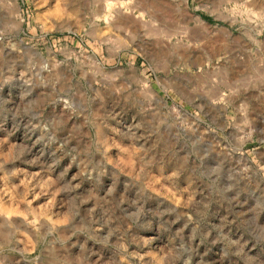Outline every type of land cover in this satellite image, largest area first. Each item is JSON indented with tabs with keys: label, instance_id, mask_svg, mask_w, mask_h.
<instances>
[{
	"label": "rangeland",
	"instance_id": "374dc122",
	"mask_svg": "<svg viewBox=\"0 0 264 264\" xmlns=\"http://www.w3.org/2000/svg\"><path fill=\"white\" fill-rule=\"evenodd\" d=\"M135 1L0 0V264H264V0Z\"/></svg>",
	"mask_w": 264,
	"mask_h": 264
},
{
	"label": "bare ground",
	"instance_id": "6f19581e",
	"mask_svg": "<svg viewBox=\"0 0 264 264\" xmlns=\"http://www.w3.org/2000/svg\"><path fill=\"white\" fill-rule=\"evenodd\" d=\"M72 1V0H71ZM75 1V0H74ZM97 1V0H96ZM108 1H110V2H108ZM126 1V0H125ZM100 2V1H99ZM124 2V0H105V5H106V7H104V10H105V8H109V9H112V8H114L113 6H114V4L115 3H121L122 5H125L126 3H123ZM134 2H135V4H136V1L135 0H129V2L126 4L128 7H130V8H132V9H134L136 6L134 5ZM102 4V3H101ZM100 4V5H101ZM137 4H138V2H137ZM99 5V4H98ZM142 5V4H141ZM72 6H74L75 7V5L73 4ZM101 6H103V5H101ZM73 7V8H74ZM99 8V7H98ZM140 9H141V6L139 7ZM100 9V8H99ZM101 10H102V7H101ZM118 10V9H117ZM103 11V10H102ZM116 11V10H115ZM141 11V10H140ZM120 13V12H119ZM111 15V14H110ZM108 16H109V14H108ZM190 17V16H189ZM114 18V17H113ZM117 18H118V16H117ZM154 19V18H153ZM120 20V19H119ZM106 21H109V18L108 17H106ZM135 24H136V22H134ZM197 28H199L200 30L201 29H203V27L202 26H196ZM184 28V27H183ZM196 28V29H197ZM199 32H201V31H199ZM182 33H184V34H186V36L187 37H189V38H195V36H199L198 35V33H197V31L195 32V30H194V27H190V28H188V27H185V30H183V32Z\"/></svg>",
	"mask_w": 264,
	"mask_h": 264
},
{
	"label": "crops",
	"instance_id": "0c3cea01",
	"mask_svg": "<svg viewBox=\"0 0 264 264\" xmlns=\"http://www.w3.org/2000/svg\"><path fill=\"white\" fill-rule=\"evenodd\" d=\"M260 0H252V4L254 5V6H258V2H259ZM184 2L182 1V4H183ZM186 3L188 4V1H186ZM190 21H193V16H190Z\"/></svg>",
	"mask_w": 264,
	"mask_h": 264
}]
</instances>
